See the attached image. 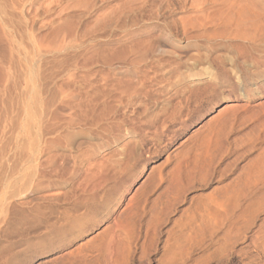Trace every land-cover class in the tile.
<instances>
[{
    "label": "rangeland",
    "instance_id": "1",
    "mask_svg": "<svg viewBox=\"0 0 264 264\" xmlns=\"http://www.w3.org/2000/svg\"><path fill=\"white\" fill-rule=\"evenodd\" d=\"M240 1L0 0V264H264Z\"/></svg>",
    "mask_w": 264,
    "mask_h": 264
},
{
    "label": "bare ground",
    "instance_id": "2",
    "mask_svg": "<svg viewBox=\"0 0 264 264\" xmlns=\"http://www.w3.org/2000/svg\"><path fill=\"white\" fill-rule=\"evenodd\" d=\"M255 9V8H254ZM240 12L241 13H243V12H246L247 10H248V12L250 11V13L251 12H253V6H252V3L250 2V0H241L240 1ZM246 10V11H245ZM239 12V13H240ZM244 14V13H243ZM252 20V19H251ZM227 21L228 22H230L231 20H230V18H228L227 19ZM243 23H245L244 22V19L241 17L240 18V20H239V24H242V25H244ZM246 25V24H245ZM251 26L252 27H255V28H253L254 29V31H256L257 29H258V27H259V23H257V21L256 22H251ZM248 29H250V28H248ZM253 31V32H254ZM249 32H251V29H250V31H248L247 29H243V30H239V31H237V34H240V35H247ZM232 70V69H231ZM211 88V87H210ZM232 105L233 104H228V105H226L224 108H222V109H225L226 107H232Z\"/></svg>",
    "mask_w": 264,
    "mask_h": 264
}]
</instances>
